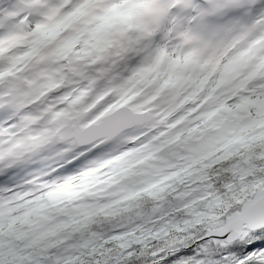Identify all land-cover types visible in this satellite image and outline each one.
<instances>
[{
    "label": "snow or ice",
    "instance_id": "snow-or-ice-1",
    "mask_svg": "<svg viewBox=\"0 0 264 264\" xmlns=\"http://www.w3.org/2000/svg\"><path fill=\"white\" fill-rule=\"evenodd\" d=\"M0 264H264V0H0Z\"/></svg>",
    "mask_w": 264,
    "mask_h": 264
}]
</instances>
